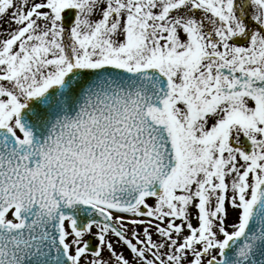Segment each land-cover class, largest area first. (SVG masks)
Segmentation results:
<instances>
[{
	"label": "snow or ice",
	"instance_id": "1",
	"mask_svg": "<svg viewBox=\"0 0 264 264\" xmlns=\"http://www.w3.org/2000/svg\"><path fill=\"white\" fill-rule=\"evenodd\" d=\"M0 264H264V0H0Z\"/></svg>",
	"mask_w": 264,
	"mask_h": 264
}]
</instances>
